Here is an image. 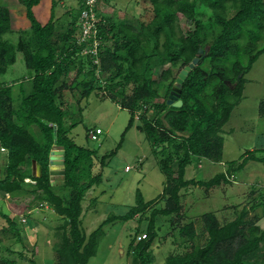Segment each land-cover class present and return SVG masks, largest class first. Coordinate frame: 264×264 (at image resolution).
<instances>
[{
  "label": "trees",
  "instance_id": "trees-1",
  "mask_svg": "<svg viewBox=\"0 0 264 264\" xmlns=\"http://www.w3.org/2000/svg\"><path fill=\"white\" fill-rule=\"evenodd\" d=\"M145 1L142 7L147 10L148 2L153 17L141 22L138 29L131 23L117 22L112 16L98 13L102 19L96 24L95 36L101 44L96 54L89 52L92 38L80 42L76 36L77 30L81 33L79 18L85 0L80 1L77 12L69 18L70 26L59 41L53 40V12L45 24L34 16L33 8L41 0H18L25 8L31 31L28 40L20 38L15 45L2 40L11 27L9 10L0 8V75L15 62L17 53L22 54L26 69L32 73L28 93L19 83L22 99L17 109L13 108L12 87L0 84V146L6 151L0 195H9L12 200L32 197L26 206L28 213L45 205L53 209L62 221L57 227L59 240L53 248L57 264H89L97 254L106 225L136 216L141 221L147 213V227L144 232L136 228L126 255L130 256L131 264H150L151 245L158 236L156 217H167L173 227H180L171 215L181 218V189L189 185L206 190L221 183L229 185L235 174L252 161L262 164L264 171L263 148L245 152L238 161L228 162L224 172L209 180L184 178L192 158L222 162V128L243 98L246 75L264 54V0H199L210 12L205 24L197 19L196 0ZM182 20L192 23L193 29L185 32L180 26ZM109 40L113 42L111 46L106 45ZM199 48L203 50L201 55ZM198 56V64L180 89L181 107L167 105L178 72ZM160 67L163 70L156 81L153 69ZM101 82L104 85L98 89L103 99L109 98L129 112L126 131L138 114L137 129L152 146L159 170L166 177L160 198L164 205L157 209L153 207L156 200L145 203L136 190L132 207L122 214H109L86 235L81 227V202L88 190L103 182L102 171L121 144L103 154L97 166L93 161L95 152L77 145L70 136L80 120L69 119L68 104L62 98L65 92L77 88L79 97L87 99L96 91L95 84ZM130 83L132 93L126 96ZM161 85H166L162 94ZM151 110L153 115L149 117L147 112ZM258 113L264 118V101L260 102ZM54 147L64 151V175L59 190L65 195L55 193L57 184L50 180L49 154ZM32 162L40 166L39 176L32 174ZM174 164L176 169L172 168ZM96 166L97 172L93 173ZM26 179L32 182H25ZM256 205L264 207V197L251 209ZM235 212V219L224 224L212 212L202 214L199 233L192 221L178 228V235L189 242L200 238L204 241L191 243L184 252L169 254L165 264H264V228L255 224L258 217L248 219L249 210L245 208ZM0 217L7 223L3 233L15 235L21 241L18 219L1 211ZM27 222L24 218L22 223ZM140 233L145 237L136 241ZM30 263L36 264L34 260ZM0 264L18 263L1 258Z\"/></svg>",
  "mask_w": 264,
  "mask_h": 264
},
{
  "label": "rangeland",
  "instance_id": "rangeland-1",
  "mask_svg": "<svg viewBox=\"0 0 264 264\" xmlns=\"http://www.w3.org/2000/svg\"><path fill=\"white\" fill-rule=\"evenodd\" d=\"M81 0H41L33 8L36 20L45 24L48 22L51 11L55 18L54 41H59L65 29L70 26L69 21L77 12ZM197 1V19L206 23L210 18V12ZM55 3L54 10L52 3ZM145 0H107L100 2L99 12L112 16L117 22L125 21L139 28L141 22H148L153 17V12L148 2L146 9L142 7ZM4 6L10 12L11 30L2 36V40L17 44L20 38L28 40L30 37V22L26 18L25 8L18 0H0V8ZM70 18V19H69ZM102 19L101 16L98 17ZM181 28L186 32L193 29L192 23L185 20L180 22ZM76 36H79L78 30ZM112 40L106 42L112 45ZM259 43H263L262 40ZM101 44V42H100ZM88 49V48H87ZM246 60V59H245ZM244 60V61H245ZM97 62V60H96ZM167 68V66L165 67ZM162 67L153 69L154 80L159 79ZM74 70L71 72V77ZM32 73L26 69L22 54H16L15 62L0 75V84L12 87L13 108H19L21 93L19 83L22 82L24 92L31 90L30 78ZM247 83L241 102L231 112L228 122L222 128L224 138L222 162H213L208 159L192 158L191 164L186 167V180H209L216 174L226 170V164L238 161L245 152L264 148V118L258 113L259 104L264 101V54L259 56L250 72L246 75ZM78 77L77 81H81ZM216 82V80H213ZM214 82V83H215ZM104 83H96L94 91L87 99L79 97L80 90L73 88L64 93L62 100L68 104L70 111L69 119L80 120L71 130L70 136L75 143L85 149L95 152L93 161L97 164L101 156L114 150L120 143L116 156L110 161L108 167L102 171L103 182L94 185L85 194L81 206L83 214L81 227L86 235L95 230L109 214H122L132 207L134 198L139 191L146 203L156 200L153 207H163L161 194L166 183V177L159 170L158 161L153 153L152 146L146 141L142 132L137 129L139 125L138 114L134 115L132 126L126 131L130 114L122 109L121 104L109 98L102 97L99 87ZM166 86V85H165ZM161 85L160 94L165 91ZM133 85L130 83L126 88V96L132 93ZM211 86L207 87L210 92ZM149 110V109H148ZM153 111H148L151 117ZM100 129L102 134L97 139H92L89 132ZM88 135V138H87ZM122 139V140H121ZM53 149H59L54 147ZM157 158L159 159L160 156ZM6 165V151L0 146V178L3 176V168ZM98 166V164H97ZM93 167L92 172H97L98 167ZM126 168L129 170L126 171ZM176 169V165L172 166ZM32 174L37 176L36 165L32 162ZM229 185L221 183L206 190L203 187L189 185L180 190V203L183 206L181 218L171 217L179 221L178 226L193 222L197 232L202 230L200 216L212 212L218 221L224 224L235 219L236 212L244 208L249 210L248 219L258 220L255 224L264 228V207L258 204L264 197V171L262 164L248 162L245 168L235 174ZM25 182H32L26 179ZM53 182L57 184L54 189L58 195H65L62 190V176L56 175ZM32 201V197L12 200L9 195H0V211L16 217L20 224V239L12 234L3 233L7 227L6 221L0 217V259L7 258L18 264H57L54 245L58 242L57 227L62 224L53 209L45 205L42 208L35 207L28 213L26 206ZM29 214L28 216H26ZM149 213L142 217L138 216L126 222L114 221L104 227L105 235L98 244L96 256L90 259L89 264H131L130 256L126 255L129 240L134 236L136 228L143 231L147 227ZM24 218L27 223L23 224ZM155 227L157 238L151 245L153 259L150 264H165L169 254L181 253L187 250L191 243L202 244L204 239L189 242L186 238L178 235L180 227H173L169 218L158 215ZM142 234V233H140ZM137 240V239H136Z\"/></svg>",
  "mask_w": 264,
  "mask_h": 264
},
{
  "label": "water",
  "instance_id": "water-1",
  "mask_svg": "<svg viewBox=\"0 0 264 264\" xmlns=\"http://www.w3.org/2000/svg\"><path fill=\"white\" fill-rule=\"evenodd\" d=\"M203 50L198 49V55H201ZM199 56L194 58L188 65L184 66L177 74L175 78L174 85L172 87L171 93L169 94L166 104L174 108H179L182 105V101L178 99L180 89L182 84L186 80L189 72L198 64ZM38 175L41 173L40 166H36ZM49 175L50 180L53 182V179L56 175H64V151L61 149H53L49 154Z\"/></svg>",
  "mask_w": 264,
  "mask_h": 264
},
{
  "label": "built area",
  "instance_id": "built-area-1",
  "mask_svg": "<svg viewBox=\"0 0 264 264\" xmlns=\"http://www.w3.org/2000/svg\"><path fill=\"white\" fill-rule=\"evenodd\" d=\"M102 0H85L83 8L80 13V25H81V33L77 37L80 42H84L86 40H92V48L89 51L90 53L96 54L98 50V46L100 45V41L97 39L96 35V24L100 21L98 18L99 13V5ZM101 133L100 129H97L95 133H90L92 139H97L98 134ZM145 237V234L138 236V240Z\"/></svg>",
  "mask_w": 264,
  "mask_h": 264
},
{
  "label": "clouds",
  "instance_id": "clouds-1",
  "mask_svg": "<svg viewBox=\"0 0 264 264\" xmlns=\"http://www.w3.org/2000/svg\"><path fill=\"white\" fill-rule=\"evenodd\" d=\"M97 129H98V128H97ZM97 129H96V130H97ZM96 130H95V131H96ZM100 134H102V132H101ZM100 134H98V135H100ZM1 149H2V148H1ZM2 150H3V149H2ZM142 235H143V234H142ZM139 236H140V235H139ZM136 241H139V240H138V237H137V240H136Z\"/></svg>",
  "mask_w": 264,
  "mask_h": 264
}]
</instances>
